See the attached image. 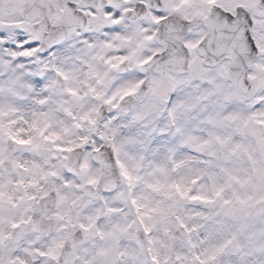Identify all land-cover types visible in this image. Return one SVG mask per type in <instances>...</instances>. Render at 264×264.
Wrapping results in <instances>:
<instances>
[{
  "label": "snow or ice",
  "instance_id": "obj_1",
  "mask_svg": "<svg viewBox=\"0 0 264 264\" xmlns=\"http://www.w3.org/2000/svg\"><path fill=\"white\" fill-rule=\"evenodd\" d=\"M0 264H264V0H0Z\"/></svg>",
  "mask_w": 264,
  "mask_h": 264
}]
</instances>
